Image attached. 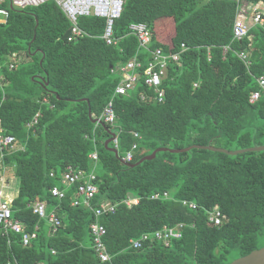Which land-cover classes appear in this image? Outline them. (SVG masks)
I'll return each instance as SVG.
<instances>
[{"label":"trees","instance_id":"trees-1","mask_svg":"<svg viewBox=\"0 0 264 264\" xmlns=\"http://www.w3.org/2000/svg\"><path fill=\"white\" fill-rule=\"evenodd\" d=\"M258 3L264 0H243L240 10ZM1 6L8 13L0 21V128L17 147L0 157V170L18 179L12 216L36 237L24 245L21 234L0 226V264H228L264 246V150L170 151L264 145V98L249 101L264 73V29L253 25L234 37L237 0H124L111 43L101 37L103 18L80 17L86 34L69 40L71 24L54 2ZM162 9L171 14L164 26ZM131 23L150 28L147 49L129 33ZM156 48L179 54L167 64L163 101L142 77L129 95H114L120 66L135 58L142 73ZM111 98L115 118L108 122L102 113ZM133 143L129 163L169 149L129 166L122 157ZM68 168L94 172L93 206L117 205L100 217L107 261L93 247L92 210L73 206L75 185L62 183ZM54 186L65 190L63 198L52 195ZM129 198L138 202L127 205ZM41 202L60 219L55 231L33 211ZM213 208L223 215L218 225L208 219ZM179 225L181 237L168 244L131 246L145 232Z\"/></svg>","mask_w":264,"mask_h":264},{"label":"built area","instance_id":"built-area-1","mask_svg":"<svg viewBox=\"0 0 264 264\" xmlns=\"http://www.w3.org/2000/svg\"><path fill=\"white\" fill-rule=\"evenodd\" d=\"M5 0H0V21H2V15H6L8 11L2 8L1 4ZM52 1L54 2L65 14L66 18L71 24V36L69 40L76 36L86 34V31L81 29L78 25V19L84 16H95L105 20L104 32L101 35L106 42L111 43L113 34V25L116 19H118L122 13L124 0H9L11 7L26 8L29 6H38L40 4ZM243 0H237L238 9L235 22L233 25V33L236 39H241L247 36L251 26H259L264 29V9H252L248 10V15L243 13L241 8V2ZM129 33L133 34L137 40L140 48H148V44L151 40L150 28L145 23H131L128 27ZM183 46V44H182ZM226 49L227 47H223ZM184 48H182L183 50ZM150 60L145 65L142 73L138 72L137 69L142 67V62L137 61L133 58L121 65L119 70L122 74V79L114 89L115 94L129 95L135 88V85L142 77L147 86L154 89L155 95L153 98L157 102H162L164 98V90L161 88L163 78L167 74V64L170 61H177L179 59L178 53L165 54L160 48H156L150 53ZM238 56L241 60L248 63L247 56L244 51H240ZM10 67L12 65L10 64ZM1 69V65H0ZM142 75V76H141ZM1 78V76H0ZM258 88L251 91L249 101L251 103L256 102L260 98H264V73L257 77ZM144 94L141 93V99H144ZM105 121L112 122L115 118L112 109V98L107 103V106L102 113ZM136 138H140L138 133H134ZM16 142L15 138L11 134L3 132L0 128V157H2L6 151L15 149ZM137 143H133L130 150L122 157L125 162H130L133 158V153L137 149ZM96 152L90 154V157L96 159ZM95 174L91 172L85 174L82 170L74 171L71 168L63 174L62 183L66 187L75 185V195L72 199L71 204L73 206H83L92 210L95 220L90 224V233L93 240V247L97 252L101 262L109 260V255L106 252V246L103 241V236L106 233L105 226L100 222V217L113 213L116 209V204L109 201H103L97 206L91 204V200L97 192V187L94 184ZM2 190L0 189V226L3 230L12 231L14 233L21 234L22 243L27 245L32 238L36 237L35 232H26L23 224L12 216V208L10 200L3 198ZM52 195L63 198L66 194L65 190L59 189L54 186L51 188ZM159 195L156 193L151 198H158ZM163 197H167L164 193ZM137 198H129L125 200L127 205L137 203ZM184 205H188L190 208H196V205L192 202H182ZM210 210V209H209ZM207 211L208 219L215 225L220 224L223 215L217 208H213L211 211ZM33 211L37 213L41 218H46L51 230L55 231L60 225V219L56 215L55 211L47 213L45 204L43 202L36 203ZM176 227H166L156 230L152 233L145 232L138 238L131 240V246L133 248H140L151 240H160L165 244H168L172 238L181 237V233Z\"/></svg>","mask_w":264,"mask_h":264},{"label":"water","instance_id":"water-1","mask_svg":"<svg viewBox=\"0 0 264 264\" xmlns=\"http://www.w3.org/2000/svg\"><path fill=\"white\" fill-rule=\"evenodd\" d=\"M113 137H114V135H112L111 139H113ZM111 139L106 140L105 145H108V143L111 141ZM193 147L205 148V149H209V150H213V151H221V152H224V153H227L230 155H236L238 153H243V152H247V151H262V150H264V145H258V146H253V147H248V148L238 149V150L221 149V148H216V147L211 146V145H206V146L193 145V146L182 148V149H170V151L171 152H182V151H187ZM168 149L169 148H166V147H158V148L154 149L151 153L142 156L135 163H129V162H125V163L128 164L129 166H135L144 160L153 159L156 156L157 152L166 151ZM111 150L117 154L116 148H112ZM228 264H264V246L257 248L255 250H252L251 252L247 253L246 255L240 256V257L232 260Z\"/></svg>","mask_w":264,"mask_h":264},{"label":"rangeland","instance_id":"rangeland-1","mask_svg":"<svg viewBox=\"0 0 264 264\" xmlns=\"http://www.w3.org/2000/svg\"><path fill=\"white\" fill-rule=\"evenodd\" d=\"M245 15H248V12L245 10ZM160 14L162 15L160 19V23L164 26L165 22L167 23L171 19V14L169 11L162 9ZM170 36V34H168ZM132 93V92H131ZM17 146H15L16 148ZM0 169L1 166H0ZM19 186L18 179L10 173V170L6 169L5 171L0 170V189L2 190L3 198L10 199V201L17 195Z\"/></svg>","mask_w":264,"mask_h":264},{"label":"crops","instance_id":"crops-1","mask_svg":"<svg viewBox=\"0 0 264 264\" xmlns=\"http://www.w3.org/2000/svg\"><path fill=\"white\" fill-rule=\"evenodd\" d=\"M6 1H9V0H5L4 2ZM2 2V4L4 3ZM1 4V5H2ZM3 7V6H2ZM247 8L248 10H252V9H264V3H258V4H247ZM247 8H246V11H247ZM248 12V11H247ZM1 18V16H0ZM3 194V193H2ZM10 200V199H9Z\"/></svg>","mask_w":264,"mask_h":264}]
</instances>
